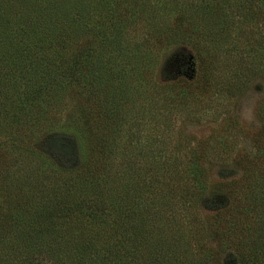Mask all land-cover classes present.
Masks as SVG:
<instances>
[{
	"label": "rangeland",
	"instance_id": "obj_1",
	"mask_svg": "<svg viewBox=\"0 0 264 264\" xmlns=\"http://www.w3.org/2000/svg\"><path fill=\"white\" fill-rule=\"evenodd\" d=\"M32 1L0 0V62L3 66L11 62L16 69L23 66L28 71L24 72L25 76L48 70L46 65L50 63L49 46L39 45L40 51L35 56L31 54L33 50L28 51L29 54L24 48L29 40L27 27L31 21L28 18L22 23L17 15L25 11L32 19ZM137 1L140 11H135L132 25L123 33L124 41L131 44L125 42L127 49L120 51L119 58L127 53L133 56L135 43L142 44L140 37L149 34L156 24L160 33H164L167 26L171 38L179 30L180 17L185 22L194 18L191 25L198 30L204 23H217L215 28L221 32L217 30L216 44L211 46L201 31H197L195 45L202 53L212 54L224 64L216 72H227L231 79L233 71L240 72L241 89L227 96L223 93L225 89L218 90L221 84L216 93L210 91V97L197 99L203 86L198 78L206 63L196 62L192 45L169 42L170 39L163 46L153 43L150 47L152 64L146 78L152 77L157 84L164 85L177 82L175 88L184 86L190 97L188 108L176 107V103L168 106L163 95L157 92L153 95L150 85L144 82L132 90H142V94L136 96V100H128L130 95L121 99L117 106L120 110L114 113L110 128L100 129L96 125L101 121L96 123L92 116L93 103L99 104L97 99L87 101L78 95L80 87L70 88L67 95L61 96L64 100L57 107L52 103L55 99L60 101V97L44 88L48 75L43 76L42 82L34 81L35 76H32L29 84L38 90L34 91V102L25 99L30 91L20 85L12 92L24 97L22 103L15 97L7 99V102H15V113L4 116V112H0V217L5 224L2 223L14 228L6 219L17 201L26 204L25 201L36 199L34 204L37 205L41 196L42 203L54 204L55 198L50 197L52 186L64 187L73 181L68 178L72 173L100 163L98 169L102 167L103 171L100 170V176L102 173L107 179L103 185L114 198L128 193L114 186L115 182L131 183L130 194L135 200L141 197L152 202L156 198L154 202L158 207L154 211L165 210L166 203L172 204L168 201L169 193H176L179 187L204 186L197 206L188 212L195 218L189 216L194 219L181 226L186 239L171 247L166 244L168 248L162 252V261L175 252L179 257L191 256L198 264H254L257 258L259 264H264V3L262 0H255L253 4L247 0ZM125 5V12H130L129 5ZM203 5L216 13L203 9ZM97 6L103 13L100 0ZM219 8L225 9L226 15L219 12ZM88 19L90 26L92 21ZM87 34L85 41L81 39L79 44L93 41L92 34ZM46 41L50 39L47 37ZM141 48L143 51L144 46ZM109 52L105 51L107 57ZM116 61L118 68L135 69L132 64L123 65L121 59ZM8 81L6 79L4 84ZM10 81L14 83L13 79ZM3 100L0 97V103ZM44 109L47 111L40 115ZM87 121L93 124L92 131H100L94 134L99 136L100 158L94 155L90 139L85 138ZM105 134L113 136L114 147L102 156L99 148ZM109 142L106 137L105 145ZM111 147L109 144L108 148ZM192 177H197L198 184ZM172 185L176 187L175 192ZM99 203L106 205V198L102 197ZM182 206L181 201H177L168 211L177 216L178 212L183 213L179 208ZM161 233L166 235L163 230ZM6 245L8 247L0 246V264L37 263L35 258L25 257L15 241ZM154 259L148 254L142 261L152 264Z\"/></svg>",
	"mask_w": 264,
	"mask_h": 264
},
{
	"label": "trees",
	"instance_id": "obj_2",
	"mask_svg": "<svg viewBox=\"0 0 264 264\" xmlns=\"http://www.w3.org/2000/svg\"><path fill=\"white\" fill-rule=\"evenodd\" d=\"M203 1L205 0H199V2ZM247 1L253 4L255 0ZM262 1L264 3V0ZM125 4L129 5L130 12L128 13L124 10ZM173 4L175 5L174 2ZM31 5H33L32 10L34 11L32 19L25 11L17 15L22 23H26L28 18L31 21L30 26L27 27L29 28L27 30L29 40L27 39L25 42L24 48L29 54L31 52L28 51L33 50L31 54L35 56L38 55L44 44L49 46L50 63L48 62L46 65L48 70L33 72L30 76H25L24 72L28 71L24 70L23 66L21 69H16L11 62H8L7 66H3V62H0V97L4 99L0 103V112H4V116L15 113V109H13L15 102H7L9 97L17 98L20 104L23 101L21 98L24 99L23 96L14 94L12 91L18 89L20 85L24 86L26 90L30 91L28 95L25 94V99L28 98L29 102L33 103L32 97H35L36 92L34 91L37 88H35L36 86L31 87L30 78L35 76L34 81L42 82L44 75H48L44 87L46 91H51L60 97V101L55 99L52 103L57 107L64 100L61 96L67 95V90L70 88L80 87L78 95L83 96L87 101L97 99L99 104L93 103L95 108L92 110V116L95 117L96 123L101 121L99 125H96L100 129L110 128L114 113L118 112V109L120 110L117 106L121 99L130 95L128 100H136V96L142 94V90H132L138 89L136 86H142L144 82L146 85L147 83L150 85L149 90H152L153 95L156 92L160 96L162 94L161 97L166 104L168 103V106L176 103L174 105L176 107L182 105L188 108L190 97L188 98L189 94L187 95V89L184 88L182 82L180 85L183 87L175 88L177 82H170L169 85L157 84L152 77L147 79L145 76L147 69L152 64L150 47L153 43L163 46L168 39H170L169 42H188L194 49L196 62L198 64L206 63L203 74L200 72V78H198L202 81L203 86L199 91L201 95H198L197 99L201 96L203 99L210 97L209 94L214 90L216 93V88L221 84L223 86L218 90L225 89L223 93L227 96L232 94V91L241 89L240 72L233 71L231 76L233 79L228 76L227 72H225L226 74L216 72V69L223 68L224 64L221 65L214 55L202 53L203 51L195 45L197 31H201L205 41L211 46L216 44L218 31L221 32V29L215 28L217 23L206 22L207 25L204 23L200 26L201 30H198L196 26L191 25L194 18L185 22V19L180 17L182 24L178 23L179 30L171 38L167 26L166 31L160 33L158 24H156L149 34L146 33L140 37L142 44L135 43L132 48L133 56L127 53L123 58H119L120 51L127 49L125 43L127 41H124L123 33L132 25L131 20L136 15L135 11H140L137 8L139 6L137 0H100L103 13L97 9V0H33ZM207 6L201 7L208 11L214 10L212 7L213 10L207 9ZM47 7H50V10L46 9ZM159 10L158 15H160ZM220 11L226 15L225 9L219 8ZM89 17L92 21L90 26ZM199 22H201L200 19ZM87 32L92 34L93 41L79 44L81 39L85 41ZM47 37L50 42L46 41ZM141 46H144L143 51ZM105 51H110L108 57ZM116 59L124 61L123 65L132 64L135 69H132L131 66L118 68ZM7 75L12 76L10 78L6 77ZM5 78L9 80L7 84H4ZM11 79L14 80V83L10 81ZM228 79L229 82H226ZM135 82L138 84L133 85L132 83ZM188 85L194 88L192 83L189 82ZM31 88L34 90L32 91ZM151 97L153 96L151 95ZM192 97L194 98V96ZM45 111L47 110H41L40 115ZM43 118V120L46 119L45 116ZM82 122L84 124L85 121ZM92 126L93 124L90 125L87 121L85 129L88 134L85 138L87 141L90 139L94 155L96 158H100L97 148L99 136L94 135L100 131H92ZM129 131H132L131 125ZM106 137L110 141L109 144H112L111 148H108L109 144L105 145ZM113 140L112 135L105 134L99 148L102 149V156L105 153L106 156L113 149ZM262 151L264 152V149ZM98 164L72 173V176L68 178H73V181L64 187L52 186L50 197L55 198L54 204L42 203L41 196L40 204L37 201V205L34 204L36 199L25 201L26 204L17 201L9 209L10 216L6 219L10 220L14 228L4 226L2 223L4 218L0 217V246L8 247L6 244L15 241L16 245L21 247L25 257L37 260L35 264H147L142 259L148 254L155 258L152 264H198L191 256L184 254L179 257L175 252L162 261V252L167 250L166 244L171 247L174 243L186 239L182 236L181 226L195 218L188 212L197 206V200L201 197L204 186L179 187L176 193H171V195L169 193V199H167L172 204L166 203L165 210L159 208L154 211V208L158 207L154 202L156 198L152 199V202H146L141 197L138 201L135 200L134 195L130 194L133 186L131 183L115 182L114 186L117 185L118 189H124L128 193L121 198H114L103 185V183L106 184L107 179L102 173L100 176L102 167L99 170ZM191 180L196 184L199 182L197 177H192ZM172 188L175 192V185H172ZM102 197L106 198V205L99 203L102 201ZM177 201H181L183 206L179 208L183 210V213L178 212L177 216H173L168 209L169 206H174ZM89 202L92 207L88 205ZM84 211H88L89 214ZM189 216H194V218H189ZM9 230L11 231L9 232ZM162 230L166 235L161 233ZM262 250L264 252V248ZM259 260L257 258L254 264H259ZM244 261L247 262V260ZM12 264L15 263L12 262Z\"/></svg>",
	"mask_w": 264,
	"mask_h": 264
}]
</instances>
